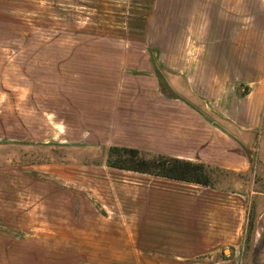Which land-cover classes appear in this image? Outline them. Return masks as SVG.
<instances>
[{
	"label": "rangeland",
	"instance_id": "obj_1",
	"mask_svg": "<svg viewBox=\"0 0 264 264\" xmlns=\"http://www.w3.org/2000/svg\"><path fill=\"white\" fill-rule=\"evenodd\" d=\"M174 22L167 0H0V264L160 262V251L145 254L121 232L119 203L105 207V189L90 190L106 149L67 135L89 92L152 84L156 68L166 82V66L208 64L192 51L209 49L196 37L209 27ZM250 149L253 172H209L215 188L264 193V108Z\"/></svg>",
	"mask_w": 264,
	"mask_h": 264
},
{
	"label": "crops",
	"instance_id": "obj_2",
	"mask_svg": "<svg viewBox=\"0 0 264 264\" xmlns=\"http://www.w3.org/2000/svg\"><path fill=\"white\" fill-rule=\"evenodd\" d=\"M167 3L176 25L209 27L200 38L192 30L197 41L210 42L209 49L192 51L208 64L166 66L167 84L156 68L152 84L89 92L85 116L67 137L106 149V159L91 166L90 190L105 189V207L119 203L121 232L135 235L134 247L145 254L160 251L153 254L160 260L155 264H264V193L246 196L210 181L202 185L108 165L109 150L120 147L202 164L211 172L254 170L250 144L264 108V0ZM256 204L263 206L248 233Z\"/></svg>",
	"mask_w": 264,
	"mask_h": 264
},
{
	"label": "trees",
	"instance_id": "obj_3",
	"mask_svg": "<svg viewBox=\"0 0 264 264\" xmlns=\"http://www.w3.org/2000/svg\"><path fill=\"white\" fill-rule=\"evenodd\" d=\"M108 165L113 168L153 174L175 180L209 185L208 173L212 170L202 164L153 156L136 149L112 147ZM249 236L247 242H249Z\"/></svg>",
	"mask_w": 264,
	"mask_h": 264
}]
</instances>
